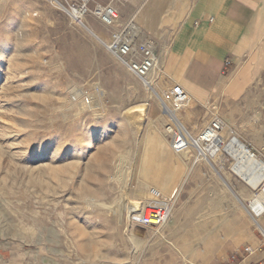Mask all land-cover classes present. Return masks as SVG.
Listing matches in <instances>:
<instances>
[{
	"label": "rangeland",
	"instance_id": "obj_1",
	"mask_svg": "<svg viewBox=\"0 0 264 264\" xmlns=\"http://www.w3.org/2000/svg\"><path fill=\"white\" fill-rule=\"evenodd\" d=\"M70 1L0 0V264H223L224 245L258 229L249 203L264 179L254 188L236 174L225 145L206 152L210 159L174 154L168 120L146 124L150 102L163 114L160 99L175 83L157 68L156 99L83 26L104 42L110 28L91 12L69 19L62 5ZM130 20L140 42L138 23L118 10L119 23ZM261 35L253 70L252 56L228 68L231 95L212 103L211 118L189 133L218 117L227 138L238 137L264 165V68L257 71L264 26ZM73 84L86 94L102 89L101 119L89 111L73 116ZM124 94L132 99L116 108ZM138 180L144 191L162 190L176 209L162 225L128 218L127 199L140 200L131 196L134 187L140 194Z\"/></svg>",
	"mask_w": 264,
	"mask_h": 264
},
{
	"label": "crops",
	"instance_id": "obj_2",
	"mask_svg": "<svg viewBox=\"0 0 264 264\" xmlns=\"http://www.w3.org/2000/svg\"><path fill=\"white\" fill-rule=\"evenodd\" d=\"M101 2L95 3L107 4ZM108 3L138 23L141 41L153 42L164 75L188 92V103L181 109L183 114L178 115L188 132L193 123L202 127L211 118V104L223 101L222 95L231 93L226 71L237 68L249 56L254 60L263 39L264 0H109ZM254 65L255 60L250 69ZM124 69L127 70L125 66ZM130 96L124 94L116 99V108L122 109L132 99ZM156 110L155 102L151 101L148 118L157 120L160 114ZM256 225L258 229L248 227L242 236L224 245L220 263L244 246L253 250L248 258L251 263L264 258V210L256 217Z\"/></svg>",
	"mask_w": 264,
	"mask_h": 264
},
{
	"label": "built area",
	"instance_id": "obj_3",
	"mask_svg": "<svg viewBox=\"0 0 264 264\" xmlns=\"http://www.w3.org/2000/svg\"><path fill=\"white\" fill-rule=\"evenodd\" d=\"M55 1L59 2V0ZM135 1L143 2L144 0ZM92 2L93 0H76L62 7L69 19L75 22H81L84 16L91 12L103 26L110 28L108 39L105 42L101 40V43L133 76L138 78L147 90L152 91L157 83V79L152 78V74L160 61L153 42L150 40L136 42L134 24L131 20L123 24L119 23L118 11L113 4L94 3L90 9ZM189 98L188 92L180 84L175 83L166 90L165 98L160 99L162 113L168 118L164 130L168 135L169 147L174 154L186 152L187 155L192 154L194 161L204 160L203 157L210 159L205 149L211 146L218 136L222 123L218 117H214L197 136H192L170 110L171 108L180 110ZM245 150L254 156L248 148L245 147ZM148 190L150 198L147 204L141 211H128V218L131 222L144 226L162 225L169 217L170 202L160 194L158 189L152 187ZM252 253L253 250L249 246H244L240 251L231 252L223 264H264V258L251 263L248 258Z\"/></svg>",
	"mask_w": 264,
	"mask_h": 264
},
{
	"label": "bare ground",
	"instance_id": "obj_4",
	"mask_svg": "<svg viewBox=\"0 0 264 264\" xmlns=\"http://www.w3.org/2000/svg\"><path fill=\"white\" fill-rule=\"evenodd\" d=\"M83 28L87 30L98 42H101V39L97 35L94 34L95 32H93L90 27L84 25ZM259 64L260 65L264 64V48H262L259 53ZM159 72H161V70ZM95 90L96 91L94 95L86 94L83 92V88L80 85L73 84L69 86L68 97L71 100L70 108L73 106V104L77 106V109L73 111V116H78L84 112L89 111L91 112V114H93L95 119H101L103 117L105 110H104V106L102 105L103 103L102 104L100 103L101 97L100 99L98 97L99 95H102V91H101L102 89L99 90L97 89V86H96ZM152 94L157 99L158 94L156 93L154 89H152ZM83 96H85L83 99L76 102L77 99ZM170 110H171V113L174 115V117H177L176 108H171ZM163 116H164L163 114H160L158 117L161 123H163L165 120ZM219 120L222 123V131L218 133V136L213 141L212 145L207 147L205 151L208 152L210 155H213L218 152L220 145H225V149L228 150L229 152L232 151L235 154L234 156L237 160L236 164L233 166V170L236 172V174L241 176L248 184H250L254 188H257L264 179V165L262 164L261 160L257 159L254 156H251L245 150V146L243 142L238 137L231 136L228 139L227 135L229 132V127L226 126L223 120L221 119ZM119 123H120V119L117 117L113 121L110 122V126H115ZM179 123L181 124L180 121ZM146 126L147 127L154 126L157 128L154 121L150 118L147 120ZM227 141H228V144L226 145ZM162 151H163L164 157L167 158L168 152L165 149V147L162 148ZM178 155L188 159L187 152L183 154H178ZM138 184L140 185L138 189V191L140 192L139 196L134 195V192L136 190L135 187L133 188V190H131L132 191L131 196L134 199H140V200L132 202V201H128L129 199H127L129 210L141 211L142 208L147 204L150 198L149 190L144 191L145 187L142 181L138 180ZM160 189H162V187ZM261 190H262L261 194L258 196H255L249 203V214L255 222H256V217L259 214H261V212L264 210V185L261 187ZM159 191H160V194L163 195V191L162 190H159ZM175 211L176 209H171L172 216H173V213H175ZM187 264H191V263H187Z\"/></svg>",
	"mask_w": 264,
	"mask_h": 264
}]
</instances>
